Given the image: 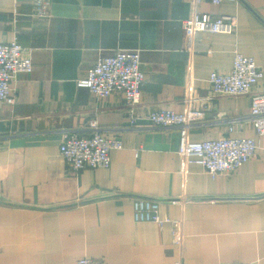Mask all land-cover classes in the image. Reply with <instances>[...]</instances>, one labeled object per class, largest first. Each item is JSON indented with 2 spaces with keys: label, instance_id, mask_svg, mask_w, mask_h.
I'll list each match as a JSON object with an SVG mask.
<instances>
[{
  "label": "crops",
  "instance_id": "obj_1",
  "mask_svg": "<svg viewBox=\"0 0 264 264\" xmlns=\"http://www.w3.org/2000/svg\"><path fill=\"white\" fill-rule=\"evenodd\" d=\"M46 1L36 15L31 0H0V40L16 38L33 62L12 80L14 105L0 101V264H264V157L212 176L184 165L177 128L144 118L185 110L188 87L210 95L209 73L229 70L236 52L261 66L264 91V0H203L201 11L230 14L234 29L196 31L191 46L182 21L192 0ZM128 48L145 72L134 125L120 93L97 98L76 85L98 57ZM204 103L190 140L253 137L264 147L249 96ZM91 118L122 146L108 167L72 171L59 145L86 134ZM137 196L157 200L162 223L135 220Z\"/></svg>",
  "mask_w": 264,
  "mask_h": 264
},
{
  "label": "built area",
  "instance_id": "obj_2",
  "mask_svg": "<svg viewBox=\"0 0 264 264\" xmlns=\"http://www.w3.org/2000/svg\"><path fill=\"white\" fill-rule=\"evenodd\" d=\"M15 4L22 0H13ZM36 15L45 14L46 0H31ZM203 0H192L190 15L182 21L186 31L188 44L192 45L196 31L230 33L234 29L233 17L229 14L214 16L200 10ZM221 3L229 0H210ZM235 1V0H231ZM24 48L15 38L8 41L0 40V101L14 105L16 101L15 87L12 80L17 72L32 70V57L24 54ZM140 50L116 49L111 54L100 56L90 66L85 75L79 76L76 85L87 87L97 98L106 97L113 92L120 93L125 101L124 118L129 125H134L136 117L134 107L140 102L145 77L141 67ZM232 67L227 70H214L209 73L207 81L211 93L208 96L196 95L188 87L184 95L186 108L181 112L160 107L147 112L152 124L158 127L173 126L180 134L178 152L184 165L201 164L212 175L229 173L245 161L255 156L264 157V147L259 146L253 137H220L193 141L188 138V128L192 121L197 120L204 101L218 95H247L251 98L249 119L259 135H264V91L258 88L263 76V69L255 59L241 52L233 56ZM86 134L74 131L65 133L59 145V152L65 158L72 171L80 168L108 167L111 163L110 150L120 148L122 142L116 136L106 134L97 119L91 118ZM260 151H259V149ZM134 218L138 221L155 220L162 223L158 214L159 203L156 199L134 197ZM76 264H105V259L82 256ZM230 264H255L254 262L236 261Z\"/></svg>",
  "mask_w": 264,
  "mask_h": 264
}]
</instances>
